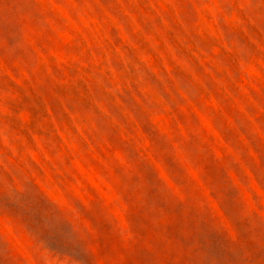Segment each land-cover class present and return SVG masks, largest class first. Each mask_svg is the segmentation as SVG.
Wrapping results in <instances>:
<instances>
[{"label": "clouds", "instance_id": "clouds-1", "mask_svg": "<svg viewBox=\"0 0 264 264\" xmlns=\"http://www.w3.org/2000/svg\"><path fill=\"white\" fill-rule=\"evenodd\" d=\"M0 264H264V0H0Z\"/></svg>", "mask_w": 264, "mask_h": 264}]
</instances>
